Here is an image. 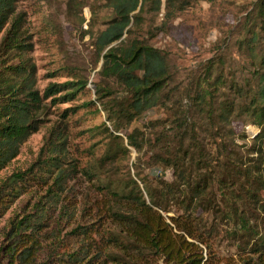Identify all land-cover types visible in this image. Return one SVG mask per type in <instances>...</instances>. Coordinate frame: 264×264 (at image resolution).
<instances>
[{
  "label": "trees",
  "instance_id": "1",
  "mask_svg": "<svg viewBox=\"0 0 264 264\" xmlns=\"http://www.w3.org/2000/svg\"><path fill=\"white\" fill-rule=\"evenodd\" d=\"M105 1L112 16L92 35L102 63L91 104L105 114L107 141L83 169L104 195L108 228L76 226L82 242L73 261L93 252L87 264H213L204 249L209 254L211 240L225 232L237 254L248 253L244 264H264V0L253 1L213 43L212 55L183 77L170 54L140 34L142 17L159 15L161 0ZM174 1L166 0L172 17L182 9ZM23 20L16 0H0V57L29 49ZM154 25L146 31L157 30ZM234 45L244 62L227 56ZM34 75L28 61L0 66V168L44 123L49 106L89 92L85 76L40 91ZM154 108L163 115L133 125ZM247 125L259 128L249 144L242 142ZM64 149L61 132H49L37 159L0 181V204L10 201L16 182L26 187L47 165L56 171L45 196L56 199L72 169ZM131 149L135 159L123 172L117 161L128 159ZM150 167L171 177L145 173ZM23 221L15 222L17 233Z\"/></svg>",
  "mask_w": 264,
  "mask_h": 264
},
{
  "label": "rangeland",
  "instance_id": "2",
  "mask_svg": "<svg viewBox=\"0 0 264 264\" xmlns=\"http://www.w3.org/2000/svg\"><path fill=\"white\" fill-rule=\"evenodd\" d=\"M253 1L175 0L176 6L182 5V9L172 17L166 12V0H161L159 15L142 17L141 29L145 31L140 34L144 33L155 46L166 50L179 68L178 75L183 77L190 68L212 55L213 43L226 35L227 27L236 22ZM16 10L24 14L22 32L24 42L30 46L21 54L9 51L2 55L0 66L18 64L22 60L33 64L34 86L40 91L48 83L85 76L89 92L73 101L49 106L44 123L21 144L17 155L0 168V181L13 172L24 171L37 159L49 132L63 135L65 161L72 167L69 180L56 199L45 196L56 171L50 165L37 169L38 177L28 181L26 187H21L23 183L19 181L14 184L16 189L9 197L10 201L0 204V264H87L86 260L94 255L93 252H87L90 255L86 254L82 261H73L82 242L76 226L93 223L100 230L108 228V220L101 209L104 195L83 169L100 157L107 141L106 131L102 128V123L106 122L105 114L98 103L91 104L95 98V83L100 81L98 71L102 63L94 49L92 35L106 27L112 10L105 0H16ZM153 23L158 29L151 33L146 31L145 28ZM227 56L244 62L235 45L230 46ZM162 115L160 109L154 108L133 125L141 127L145 119ZM235 125L238 131L242 129L238 123ZM244 130L247 137L242 142L249 144L259 128L247 125ZM135 156L136 152L131 149L128 159L119 157L117 167L124 172L127 165L130 168ZM68 164L63 167L68 168ZM158 171L165 178L171 177V171L163 172L160 168L150 167L144 172L153 175ZM45 181L48 182L46 186L43 185ZM36 203L43 209H36ZM19 220L24 221L17 233L15 222ZM220 235L211 240L209 254L204 249L211 263L244 264V258H249L248 253L237 254L233 242L227 239L229 235L225 232ZM92 238L98 241L97 234ZM13 248L16 249L11 253ZM153 264L165 263L156 260Z\"/></svg>",
  "mask_w": 264,
  "mask_h": 264
}]
</instances>
